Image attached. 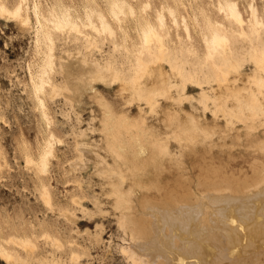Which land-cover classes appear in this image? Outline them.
I'll list each match as a JSON object with an SVG mask.
<instances>
[{
	"label": "bare ground",
	"instance_id": "bare-ground-1",
	"mask_svg": "<svg viewBox=\"0 0 264 264\" xmlns=\"http://www.w3.org/2000/svg\"><path fill=\"white\" fill-rule=\"evenodd\" d=\"M106 5L109 17L121 29L120 42L116 29L92 0L82 10L58 0L47 2L45 7L40 0H17L12 6L0 0V18L13 21L23 31L33 27L34 42L42 51L40 63L29 75L48 133L38 156L28 154L25 162L39 173H47L55 146L62 142L51 126L53 118L41 96H61L75 106L94 90L102 112V137L95 141L87 130L72 129L77 155L69 160V165L79 175L91 170L98 178L122 231L119 251L128 264H264V256H260L264 253V43L260 35L264 20L257 5L248 2L245 17L237 0H217L216 8L223 17L231 18L237 29L220 20H206L204 28L198 12L193 14L201 26L202 58L215 77L214 87L201 96L200 103L204 110L210 108L215 119L224 121V128L219 131L188 114L182 105L183 79L200 81L195 73L184 75L169 61V47L164 41L169 26L182 25L184 37L192 38L186 15L179 12L178 6L161 0L154 6L151 20L144 16L140 19L128 0H106ZM151 7V0L139 5L143 11ZM127 15L136 18L135 40L122 24ZM32 17L35 23L31 26ZM244 24L255 39H245ZM71 33L75 38L83 37L85 52L64 46L55 52L57 41H67ZM234 35L247 41L246 55L253 68L250 73L244 71L235 55ZM96 36L109 39L114 45L118 42L127 50L131 57L127 71L119 69L112 60L100 62L92 58ZM196 47L189 44L188 50L193 53ZM55 72L61 76L59 82ZM113 85L125 105L143 103L161 118L160 99L165 98L171 102L174 116L162 131L152 135L143 123L119 117L101 92H95L100 86ZM174 93L177 98H172ZM173 142L188 156L200 158L195 185L186 171L183 153L172 151ZM234 149L251 157L246 168L229 169L235 160ZM222 153L228 154V162L215 161L214 154ZM77 185L81 187V179ZM39 194L52 208L47 184L41 185ZM70 200L82 206L76 195ZM61 211L66 218H74L70 210ZM42 234L53 246H63L57 236L47 231ZM5 239L25 252L18 253L0 243V258L9 264L58 262L53 255L40 258L35 253L36 243L29 236L12 233ZM79 256L72 250L70 263H76Z\"/></svg>",
	"mask_w": 264,
	"mask_h": 264
},
{
	"label": "rangeland",
	"instance_id": "rangeland-1",
	"mask_svg": "<svg viewBox=\"0 0 264 264\" xmlns=\"http://www.w3.org/2000/svg\"><path fill=\"white\" fill-rule=\"evenodd\" d=\"M5 1L12 6L17 0ZM40 1L45 7L47 2L52 0ZM58 1L82 10L88 0ZM92 1L116 29L117 39L120 42L121 29L106 12L108 10L106 0ZM128 1L136 7L140 19L146 17L154 20V6L159 5L161 0H151L152 7L146 11L139 9V5L145 0ZM187 1L166 0V2L178 6L179 12L186 15L192 36L191 40L184 37V28L179 25L178 27L169 26V33L164 34V41L169 47L170 63L176 65L184 75L190 72L195 73L200 81L197 83L183 79L182 105L184 110L188 114L202 119L203 123L211 129L219 131L224 128V121L215 119L210 108L204 110L200 103L201 96L205 93L208 94L214 87L215 77L210 65L202 58L201 26L194 21L193 14L198 12V18L204 28H206V20H220L234 29H237L238 26L231 18L223 17V14L215 6L217 0H189L191 3ZM237 1L245 17H247V3L253 1L264 20V0ZM200 8L204 10H200ZM135 21L136 18L132 15L123 16V27L133 40L136 37ZM34 23L35 20L32 17L31 26ZM29 30L28 32L23 31L13 21L0 18V243L24 254L22 248L6 242L5 238L14 233L29 236L36 243L35 253L40 258H49L53 255L58 259L57 264H128L119 251L122 231L117 226L113 209L106 202L105 195L98 185V178L92 174L91 170L84 176L79 175V172L74 171L69 165V160L77 155L74 149L72 129L77 131L79 127L87 130L90 139L95 141H99L102 137L100 134L102 112L101 107L97 104L94 90L85 95L81 102L75 106H72L61 96L54 99L47 95L41 96L43 99L45 97L47 110L53 118L51 126L56 135L62 138V142L55 146L54 156L50 160L47 173H39L33 165L25 162V157L28 154L33 157L38 156L48 133L45 119L40 113L38 98L35 99L36 95H33L34 92L32 93L34 91L33 83L29 75L30 71H34L37 64L40 63L42 51L34 42L33 27H30ZM244 30L246 40L247 38H256L247 24H244ZM177 34L180 35V38L177 37ZM260 35L264 43V27L260 30ZM75 37L76 35L71 33L67 41L59 39L57 41L58 50L55 52H59V48L63 46L68 49L77 48L85 52L83 37L81 35ZM234 39L235 55L241 67L245 72H252V65L246 55L247 41L236 35H234ZM187 44L197 46L193 53H190ZM96 46L95 49L98 50L93 49L90 53L92 58H97L100 62L112 60V63L119 69L128 70L131 57L127 55V50L120 43L117 42V45H114L111 40L96 36ZM54 75L59 82L61 80L59 73L55 72ZM95 92H101L104 100L119 117L124 116L131 123H143L152 135L162 131L165 124L174 116L172 104L165 98L160 99L163 115L158 118L143 103L125 105L117 95L115 85L111 88L100 86L95 89ZM177 97V93L172 95V98ZM142 118L144 120L140 122ZM226 131L230 133L229 130L226 129ZM150 137L152 136L150 135ZM171 147L173 152L183 153L186 171L189 172L195 185L199 175L197 162L200 161V158L188 156L184 151H180L181 148L174 142ZM214 155L216 162L230 160L227 153ZM232 157L235 160L232 165H229V169L240 166L246 168L247 161L251 160L246 152L238 149L232 151ZM168 165L172 166L169 163ZM79 179H81V187L77 185ZM42 184H47L49 187L53 201L52 208L46 205L40 197L39 191ZM74 195L80 198L82 206L79 207L70 200ZM61 209L70 210L74 214V218H66L61 213ZM44 231L57 236L63 246L58 248L47 242L42 236ZM72 250L80 254L76 263L69 261V253ZM263 254L260 256H264ZM260 256L259 258H261ZM262 258L261 261L264 263V257ZM0 264L9 263L0 258ZM34 264L46 263L36 260Z\"/></svg>",
	"mask_w": 264,
	"mask_h": 264
}]
</instances>
